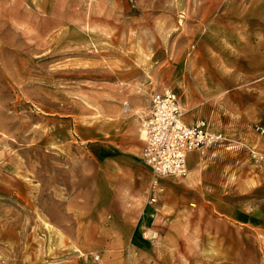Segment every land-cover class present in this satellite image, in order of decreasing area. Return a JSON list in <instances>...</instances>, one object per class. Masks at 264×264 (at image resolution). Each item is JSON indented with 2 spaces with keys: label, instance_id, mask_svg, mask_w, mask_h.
I'll use <instances>...</instances> for the list:
<instances>
[{
  "label": "rangeland",
  "instance_id": "rangeland-1",
  "mask_svg": "<svg viewBox=\"0 0 264 264\" xmlns=\"http://www.w3.org/2000/svg\"><path fill=\"white\" fill-rule=\"evenodd\" d=\"M131 83L140 113L171 88L186 122L227 117L260 139L249 181L237 170L219 191L230 213L195 173L143 165L104 192L102 101L123 107ZM259 124L264 0H0V264H264Z\"/></svg>",
  "mask_w": 264,
  "mask_h": 264
},
{
  "label": "crops",
  "instance_id": "crops-1",
  "mask_svg": "<svg viewBox=\"0 0 264 264\" xmlns=\"http://www.w3.org/2000/svg\"><path fill=\"white\" fill-rule=\"evenodd\" d=\"M137 90V86L131 83L125 92L114 91L116 97L127 99L123 107L111 101H102V116L112 118L109 121L101 118L102 120L97 124V130H100L99 133H101L97 140L101 143L102 149L97 157L100 160L105 185L108 189L104 191L105 193H109V191L114 194L121 193L123 190L122 179L131 182L132 179L137 178L139 170L142 171L141 155L146 142L140 128L143 116L140 111L143 107H138L140 98ZM225 120L222 125L223 131L213 121L211 124L215 132L226 134L228 138L226 142L206 148L197 154L193 152L189 156L188 164L189 174L195 173L199 191L202 193L203 189L209 190L213 208L218 212L230 213V208L227 209L220 204L219 191L232 183L231 172L239 170L241 178L249 181V176H251L249 173L253 168L250 164L254 163L253 165L259 166L260 162L250 160L252 155L250 152L253 151L254 156H257L260 154L262 146L259 145L260 139L252 131H247L246 126L244 131V129H239L243 127L240 122L229 120L227 117ZM236 154H240V157H235ZM256 170L260 171V169ZM258 180L260 184L261 178ZM262 193L260 188L254 191L258 198H261ZM244 197L247 199V196L244 195ZM254 208L257 209L258 206H254ZM244 213L245 216L248 214L252 216L247 210ZM135 239V233H132L129 239L125 240Z\"/></svg>",
  "mask_w": 264,
  "mask_h": 264
},
{
  "label": "built area",
  "instance_id": "built-area-1",
  "mask_svg": "<svg viewBox=\"0 0 264 264\" xmlns=\"http://www.w3.org/2000/svg\"><path fill=\"white\" fill-rule=\"evenodd\" d=\"M150 98L149 110L141 119L146 142L141 162L157 177H186L190 154L228 139L225 133L215 132L206 118L186 123L180 98L171 88L158 90ZM254 128L264 135L263 125Z\"/></svg>",
  "mask_w": 264,
  "mask_h": 264
}]
</instances>
